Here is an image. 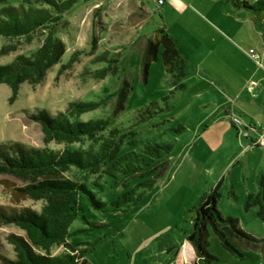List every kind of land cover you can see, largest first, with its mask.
Here are the masks:
<instances>
[{"label": "rangeland", "instance_id": "rangeland-1", "mask_svg": "<svg viewBox=\"0 0 264 264\" xmlns=\"http://www.w3.org/2000/svg\"><path fill=\"white\" fill-rule=\"evenodd\" d=\"M18 1L0 0V7L16 5ZM96 6L100 7V15L93 27ZM164 8L154 0H78L64 15L68 24L57 32L65 51L60 61L46 71L42 81L35 86L22 82L12 101H9V85L0 83V144L19 141L55 150L95 146L86 136L71 144L55 141L44 144L40 124L29 116L38 109L50 114L64 111L72 100L99 103L95 109L80 114L79 119L103 118L110 126L124 129L121 152L139 150L146 142L171 144L165 169L139 203L118 215L110 209L86 207L84 218L78 216L70 224L69 240L75 243L76 249L87 248L85 264H193L196 255L187 238L192 229L190 208L197 204L203 192L215 185L221 214L236 218L242 229L264 237V221L256 216V207L247 210L243 207L245 184L250 188V179H246L242 169L241 144L235 142L233 129V137L232 134L228 137L224 123L208 126L213 117L210 115L213 95L210 88L199 87L198 51L194 41L189 36L180 37L187 58L184 57L186 69L181 78L183 88H173L172 76L164 70L159 52L149 65L146 79H142L139 56L146 39L161 23L174 18L173 11ZM93 29L97 44L95 50H90ZM40 40L39 34H33L28 41L24 37L0 36V48L7 43L17 46L14 51L0 53V64L10 62L18 53L30 52ZM74 51L79 54L77 60L56 78L57 69ZM103 52L106 60L92 61ZM108 64L116 65L114 74L108 73L100 79L92 77L90 71ZM123 80L129 83L127 97L123 108L115 110V91ZM151 101L161 110L150 108L152 115L144 118V109ZM254 120L255 128H263L260 118ZM228 126H233L230 121ZM62 174L101 183L102 188L95 193L104 201L122 190L121 186L109 188L103 183L104 178L89 171L69 167ZM134 182L128 179L126 184L130 186ZM24 183L21 178L0 174V204L13 205L16 200L18 205L39 210L42 200L31 199L15 190ZM9 233L23 235L24 231L13 224L0 223V253L13 257L12 245L6 240ZM207 239V252L214 258L209 263L200 260L199 264H264L258 247L239 245L240 255L232 254L210 228ZM61 251L63 248L59 245L50 249L51 254Z\"/></svg>", "mask_w": 264, "mask_h": 264}, {"label": "trees", "instance_id": "trees-1", "mask_svg": "<svg viewBox=\"0 0 264 264\" xmlns=\"http://www.w3.org/2000/svg\"><path fill=\"white\" fill-rule=\"evenodd\" d=\"M78 0H19L16 5L3 4L0 7V36L8 38L39 34V44L28 53H18L5 64H0V83L9 85L14 100L18 86L22 82L35 86L40 83L46 71L60 61L65 51L63 41L57 36L68 21L64 15ZM233 8L251 13L264 38V0H223ZM100 6V5H99ZM93 13L92 26L97 23L100 7ZM97 36L94 29L90 36V50H95ZM16 44L1 46L0 53L16 50ZM160 53L161 63L166 72L171 74L174 89H181V78L185 74L186 61L178 44L168 29L161 23L148 37L139 56V70L142 79L148 75L149 65ZM77 51L71 53L66 63L59 66L56 78L69 69L77 60ZM106 60L105 52L92 58L93 62ZM116 65L108 64L90 71L93 78L100 79L108 73L114 74ZM129 83L123 80L115 91V110L123 108L127 97ZM99 105L96 101L72 100L64 111L50 114L45 109H38L29 114L30 118L40 124L43 143L50 141L71 144L82 136L89 137L95 146L86 149L55 150L46 146L38 147L9 141L0 144V174H10L25 181L15 188L20 194L34 200H42L39 210L27 205L0 204V223L13 224L24 231L23 235L9 233L6 236L12 245L13 257L0 253V264H85L86 247L76 249L69 240L72 234L70 224L78 217L84 218L86 207L95 210L110 209L116 215L126 213L142 200L144 193L158 181L166 167L171 150L170 143L146 142L139 150L121 152L124 129L110 126L107 119H79L80 114L93 110ZM157 107L151 101L144 109V118L152 115ZM155 111V110H153ZM69 167L89 171L104 178L103 183L109 188L121 186L122 190L114 197L104 201L96 196L95 190L102 184L63 176ZM128 179L135 182L128 186ZM217 185L203 192L197 204L193 205L191 232L188 240L194 247L196 259L209 263L214 257L207 252L208 228L220 244L232 254H239L237 246L258 247L264 259V237L242 229L234 217L224 216L217 208ZM243 207L247 210L256 207V216L264 221V173L257 175V191L243 198ZM61 246L63 251L51 254L53 246Z\"/></svg>", "mask_w": 264, "mask_h": 264}, {"label": "crops", "instance_id": "crops-1", "mask_svg": "<svg viewBox=\"0 0 264 264\" xmlns=\"http://www.w3.org/2000/svg\"><path fill=\"white\" fill-rule=\"evenodd\" d=\"M158 6L173 11L172 21H164L163 25L176 40L183 57L186 58V48L180 37L189 36L194 41L199 87L210 88L213 95L210 114L213 117L208 126L224 123L228 137L231 134L233 137V129L235 142L241 144L244 154L242 169L246 179H250V188L245 184V196L256 193L257 175L264 173V147L256 144L264 138V125L260 130L254 127L255 118L264 124L261 30L251 13L233 8L223 0H167L166 3L163 0ZM233 116L239 118L241 127L248 129L247 136L241 137L234 126H228Z\"/></svg>", "mask_w": 264, "mask_h": 264}, {"label": "built area", "instance_id": "built-area-1", "mask_svg": "<svg viewBox=\"0 0 264 264\" xmlns=\"http://www.w3.org/2000/svg\"><path fill=\"white\" fill-rule=\"evenodd\" d=\"M154 1L156 2L157 5H161L163 2V0H154ZM254 56H255L254 54H251V57H254ZM231 121H232V124L235 127L236 133L238 135H241V136H247L248 135V129L241 127V123H240V120L238 117L233 116L231 118ZM256 144L264 147V138L258 139Z\"/></svg>", "mask_w": 264, "mask_h": 264}]
</instances>
